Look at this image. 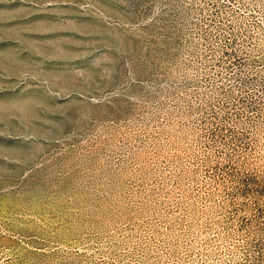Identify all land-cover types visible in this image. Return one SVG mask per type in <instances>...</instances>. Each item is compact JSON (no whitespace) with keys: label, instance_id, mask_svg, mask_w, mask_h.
<instances>
[{"label":"rangeland","instance_id":"374dc122","mask_svg":"<svg viewBox=\"0 0 264 264\" xmlns=\"http://www.w3.org/2000/svg\"><path fill=\"white\" fill-rule=\"evenodd\" d=\"M0 264H264V0H0Z\"/></svg>","mask_w":264,"mask_h":264}]
</instances>
